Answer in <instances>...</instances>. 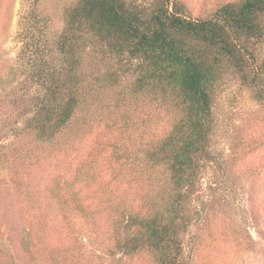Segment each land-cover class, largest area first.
Wrapping results in <instances>:
<instances>
[{"label":"rangeland","instance_id":"rangeland-1","mask_svg":"<svg viewBox=\"0 0 264 264\" xmlns=\"http://www.w3.org/2000/svg\"><path fill=\"white\" fill-rule=\"evenodd\" d=\"M158 1L136 0L147 9ZM239 1L169 0L168 8L177 2L190 18L204 19ZM76 2L0 0V264H159L148 249L114 250L121 214L162 208L170 192L167 174L143 155L172 116L133 92L131 72L88 52L70 125L48 143L22 134L25 103L38 90L23 49L35 43L58 64L52 50ZM251 42L264 59V33ZM213 116L212 160L189 199L193 221L182 235L186 264H264V103L228 73ZM119 146L122 159L114 155Z\"/></svg>","mask_w":264,"mask_h":264},{"label":"trees","instance_id":"trees-1","mask_svg":"<svg viewBox=\"0 0 264 264\" xmlns=\"http://www.w3.org/2000/svg\"><path fill=\"white\" fill-rule=\"evenodd\" d=\"M156 3L147 9L136 0H77L66 10L52 50L58 64L46 60L35 43H26L30 79L38 90L25 103L22 134L48 143L70 125L81 103L88 52L131 72L133 92L147 95L172 116L171 128L150 138L143 155L148 167L167 174L170 192L162 208H129L121 214L114 250L133 255L148 249L159 264H186L182 235L193 221L189 199L204 164L212 160L217 86L233 73L264 103V59L251 42L264 33L259 23L264 0L228 3L204 19L190 18L177 2L172 10L169 0ZM120 148L117 159L124 158Z\"/></svg>","mask_w":264,"mask_h":264}]
</instances>
